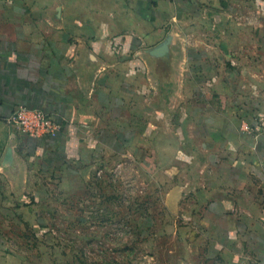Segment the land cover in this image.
Listing matches in <instances>:
<instances>
[{
  "label": "crops",
  "instance_id": "obj_1",
  "mask_svg": "<svg viewBox=\"0 0 264 264\" xmlns=\"http://www.w3.org/2000/svg\"><path fill=\"white\" fill-rule=\"evenodd\" d=\"M228 4L0 0V158L18 132L7 118L25 107L58 126L52 137L25 138L23 150L33 143L37 156L61 153L69 162L75 149L100 145L106 135L122 141L119 135L128 133L145 142L154 158L166 143V163L180 164L185 141L174 136L171 119L187 115L180 109L184 87L201 77L202 62L193 55L210 52L186 40L217 36L215 6ZM247 22L258 23L248 26L260 37L264 0H245ZM245 125L232 138L239 144L228 157L229 174L201 196L217 251L244 264H264V125Z\"/></svg>",
  "mask_w": 264,
  "mask_h": 264
},
{
  "label": "rangeland",
  "instance_id": "obj_2",
  "mask_svg": "<svg viewBox=\"0 0 264 264\" xmlns=\"http://www.w3.org/2000/svg\"><path fill=\"white\" fill-rule=\"evenodd\" d=\"M215 8L217 36L186 40L210 52L193 55L201 77L184 87L187 115L171 119L182 162L166 163V143L154 158L128 133L68 162L23 150L16 132L0 158V264H244L212 245L201 194L229 174L237 129L264 125V22L256 37L245 0Z\"/></svg>",
  "mask_w": 264,
  "mask_h": 264
},
{
  "label": "built area",
  "instance_id": "obj_3",
  "mask_svg": "<svg viewBox=\"0 0 264 264\" xmlns=\"http://www.w3.org/2000/svg\"><path fill=\"white\" fill-rule=\"evenodd\" d=\"M7 122L18 132L28 137H52L58 128L46 113L25 107L14 110L8 116Z\"/></svg>",
  "mask_w": 264,
  "mask_h": 264
}]
</instances>
